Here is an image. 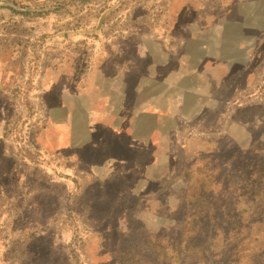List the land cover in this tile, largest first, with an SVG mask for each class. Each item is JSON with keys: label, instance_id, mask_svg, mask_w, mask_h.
<instances>
[{"label": "rangeland", "instance_id": "obj_1", "mask_svg": "<svg viewBox=\"0 0 264 264\" xmlns=\"http://www.w3.org/2000/svg\"><path fill=\"white\" fill-rule=\"evenodd\" d=\"M0 1L30 9L0 5V264H109L127 245L133 247L129 264H221L213 251L228 213L247 220L250 231L264 229V171L248 168L253 162L264 169L263 33L228 39L223 56L244 63L233 66L230 81L217 92L216 80L201 73V51L181 50L184 38L174 35L166 0ZM102 19L100 31L79 35ZM192 21L182 19L186 25ZM73 28L78 35H59ZM134 29L160 48L155 58L171 55L182 64L183 77L163 82L161 90L173 92V100L186 93L188 106H169L171 99L163 97L160 113L123 115L130 143L144 142L154 155L131 182L133 192L121 197L113 193L112 175L110 182L101 179L112 190L107 186L100 193L96 175L87 172L102 168L109 176V163L91 168L80 155L97 127L108 125V110H119L127 100L140 104L135 95L108 97V46L118 37L117 42L137 39L130 35ZM197 37L217 40L214 33L194 31L192 39ZM240 42L248 49L238 48ZM213 55L221 56L217 50ZM216 95L222 101L209 104ZM203 107L210 111L199 113ZM56 116L77 120L71 137L80 144L71 149L81 152L73 158L62 153V135L51 123ZM113 117L119 124V114ZM90 150L105 153L108 146ZM212 175L215 190L199 195L202 179ZM195 193L209 211L193 212ZM208 239L204 248L211 254L203 249L202 255L211 260H200L192 245ZM255 262L264 264L261 252Z\"/></svg>", "mask_w": 264, "mask_h": 264}, {"label": "crops", "instance_id": "obj_2", "mask_svg": "<svg viewBox=\"0 0 264 264\" xmlns=\"http://www.w3.org/2000/svg\"><path fill=\"white\" fill-rule=\"evenodd\" d=\"M166 2L173 18L174 35L184 38L181 50L188 49V52L191 53L193 47L198 48L202 53V58L206 60L203 65L206 67L201 70V73L205 72L206 76L216 80L215 90L217 92L219 88L224 90V85L228 84L225 82L230 81L229 75L232 74L233 66L243 65L241 63L244 62L240 63L234 60L233 57L232 60H227L230 58L224 57L222 51L228 46V39L233 35L240 36L243 33L249 37L255 36L257 33L264 34V0H166ZM182 19H193V21L186 25L182 22ZM81 31L83 32V30ZM138 31L134 29L130 33L137 39L121 36L124 41L117 42L118 37L117 40L113 39L115 40L113 45L108 46V97H110V100H114L117 97L128 98L135 95L136 98L140 99V104L136 107L133 102L130 103L127 100L124 107L119 110L116 109L114 112L108 110L110 116L108 117V125L97 127L99 133L96 132L93 141L86 145L100 147L105 144L108 146V142L101 143L99 141L100 136L98 134L101 131L108 133V130L119 131L128 128L129 124L126 119L123 120V115L129 113H160V99L163 97L172 100L166 102L169 106L175 104L188 106L186 93L180 96L177 95L179 98L181 97V100H173L174 98H171L173 92L167 95L166 92L161 90L163 82L175 83L183 77L179 72L182 64H179L177 57H171V55L161 60L155 58L154 55L157 54L155 52L160 51V48L151 43L153 40H150L148 35V37H145L146 32L137 33ZM194 31H200V33L206 35L214 33L217 40L213 41L211 38H206L207 41H203V38L200 39V37L192 39ZM79 35L85 34L83 32ZM233 44L237 46L236 43H232V46H234ZM237 44L241 50H246L249 46L241 47L239 46V44H242L241 42ZM214 50L220 51L221 56H214ZM207 52L211 53L212 56H206ZM248 60L250 59L248 58ZM250 65L249 61L248 66ZM224 72L228 73L227 80L225 78L226 74L223 76ZM92 77L89 78V81H92ZM147 98L150 99L145 102ZM151 99L153 100L151 101ZM220 100L221 97L213 96L209 104L213 102L220 103L222 101ZM57 108L59 107H54V109ZM209 111L208 107H203L199 113ZM113 114H119V124H115L118 119L114 118ZM75 121H77L75 118L71 121L67 116H56L55 120H51L57 134L62 135L63 145L67 149L80 144V141L76 142L74 137H71V131L76 128ZM141 144H144V142ZM103 153L101 152V154Z\"/></svg>", "mask_w": 264, "mask_h": 264}, {"label": "trees", "instance_id": "obj_3", "mask_svg": "<svg viewBox=\"0 0 264 264\" xmlns=\"http://www.w3.org/2000/svg\"><path fill=\"white\" fill-rule=\"evenodd\" d=\"M78 1H80L81 3H86L89 0H78ZM120 3L121 1L118 2V6ZM14 12L16 13V11ZM111 12L107 13L108 16L109 14H111ZM18 14H22L24 16L30 15L29 13H18ZM36 15L42 16L43 14H36ZM104 19H102L99 27L96 26L93 29H84L83 31L84 34L92 35L100 31ZM79 32L80 31L78 29L73 28V29H69L66 31H62L59 33V35L63 37H67L69 35H75ZM46 37L47 39L49 38L48 35H46ZM98 135L100 136L99 141L101 143L108 142V152L101 154V152L94 151V153L91 154L93 150H90V148L93 149L95 147L91 145L87 149L82 150V153L80 156L81 158L83 157L85 162L90 164L91 168H97V166H100V165L102 166L103 165L102 162L103 163L106 162L105 165H108L109 163V165L112 168L109 173L110 174L109 176H108V171L104 172L102 168L100 169L102 172L96 171V173H94L95 171L94 169H91V170L88 169L87 172L90 171L89 174L91 175L93 173L94 177L96 175L95 178H97L98 182H96V179H95V182L98 186L97 190H99L100 193L107 192V186H108V183L104 184V182H102L101 179L108 178L110 182V176L112 175L111 178H114L112 180L113 181L112 185L115 186V192L113 193L115 194L117 193L118 196L124 197V193L130 194L133 192L132 189L134 187V183L137 181L138 178L142 176V175L139 176V173L142 174V170H146L150 162L153 160L152 159L154 155L153 149L150 145L146 146L144 144H140V145L131 144L129 141V137L125 135V131L123 130H119L117 132L116 131L113 132V130L112 131L108 130V133L101 131L100 134ZM78 152H81V151H77V150L73 151V149H70V148L68 149L63 148L62 150L63 155L68 156V157L71 156V158H73L72 156L73 153H78ZM93 155L95 156L91 158V156ZM76 161L78 162V160ZM78 163L79 165L81 164L80 161ZM206 166H207V163H205L203 166H200L199 169L205 170ZM248 168L254 169L260 172L264 171V169H261L260 163H257V164L253 162L249 163ZM71 180L73 182H76L75 178H72ZM133 180L135 181L132 186L131 182ZM215 187H216V184H215L213 175L209 177H204L201 181V185L198 186V188H201V190L198 189L201 191L199 192V195L202 193V190H205V192H207V190L213 192L215 190ZM109 190H112V189L108 186V191ZM110 194H111V191H110ZM194 197L196 198H194L193 206L196 204L197 207H194L195 210H193V212H198L199 214L200 213L203 214L206 210H208V209H205V204H206L205 198L198 197V193H195ZM90 205L92 206V203ZM209 206L213 208L212 207L213 205L211 206V204H209ZM111 208L113 209V207ZM214 208H215V205H214ZM109 216L111 215L108 213V217ZM226 221H229V222L227 223ZM245 221L247 220L242 218L240 215H237V217L233 216L232 212L228 213L227 219L221 221V225H222L221 230H222L223 237H221L219 243L217 244L219 248H216L213 251L215 259L222 260L221 264H224V262H226V264H256L255 258L259 256V253L261 252V256H264V247H263L264 229L262 230L257 229L256 231L255 230L250 231V228L247 227V225H245L246 224ZM209 227L210 225H207V228ZM216 227L220 228L219 226H216ZM199 230L200 229L198 228L197 232H199ZM115 231H118L117 227L115 228ZM38 240L41 242L40 238ZM38 240L36 242H38ZM117 241L119 240L116 239L114 243H116ZM209 243H210V239L199 240L193 243L192 248L196 249L199 252L196 254V256L199 254L198 257H201L200 260H211V256L208 255V256L203 257L202 255V253H204V251L202 250L205 249L204 247L209 245ZM124 249L120 253V256L118 257V259H115V261L113 262H109V264H129V261H130L129 253L130 251L133 250V247L130 245H127V247ZM205 250L207 251L206 252L207 254L209 253L211 254L209 249H205Z\"/></svg>", "mask_w": 264, "mask_h": 264}, {"label": "water", "instance_id": "obj_4", "mask_svg": "<svg viewBox=\"0 0 264 264\" xmlns=\"http://www.w3.org/2000/svg\"><path fill=\"white\" fill-rule=\"evenodd\" d=\"M0 5H5V6H9L13 9H16V10H20V11H30V9H23L21 7H18L16 6L13 2L11 1H0ZM44 10H49V9H44ZM43 10V11H44Z\"/></svg>", "mask_w": 264, "mask_h": 264}]
</instances>
